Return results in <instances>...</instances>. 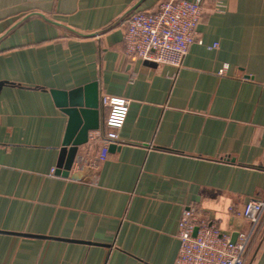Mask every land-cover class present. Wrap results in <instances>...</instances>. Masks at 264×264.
<instances>
[{"label": "crops", "instance_id": "1", "mask_svg": "<svg viewBox=\"0 0 264 264\" xmlns=\"http://www.w3.org/2000/svg\"><path fill=\"white\" fill-rule=\"evenodd\" d=\"M163 0H0V264H174L183 210L249 232L264 198V0H203L181 66L132 60L127 20ZM217 43V46H213ZM99 85L100 127L56 173L51 89ZM103 94L130 99L105 160ZM245 264H264V231Z\"/></svg>", "mask_w": 264, "mask_h": 264}, {"label": "built area", "instance_id": "2", "mask_svg": "<svg viewBox=\"0 0 264 264\" xmlns=\"http://www.w3.org/2000/svg\"><path fill=\"white\" fill-rule=\"evenodd\" d=\"M213 8L223 11L225 4L213 0ZM203 10V0H163L153 12L132 13L124 34L126 55L132 60L181 66L189 45L198 41ZM101 102L108 112L98 133L101 150L97 161L106 159L110 145L120 143L119 133L128 115L130 99L103 94ZM243 214L251 223L250 231L239 233L232 242L230 234L203 219L196 207H186L178 223L180 244L174 264H245L254 239L264 231V198L250 199Z\"/></svg>", "mask_w": 264, "mask_h": 264}, {"label": "water", "instance_id": "3", "mask_svg": "<svg viewBox=\"0 0 264 264\" xmlns=\"http://www.w3.org/2000/svg\"><path fill=\"white\" fill-rule=\"evenodd\" d=\"M51 93L56 105L69 117L56 169V173L67 176L79 147L89 141L91 130L100 127L99 85L97 81H92L70 90L51 89ZM114 147V144L110 145L109 150ZM196 232L197 228L194 234ZM236 237V233L232 235V242H235Z\"/></svg>", "mask_w": 264, "mask_h": 264}]
</instances>
